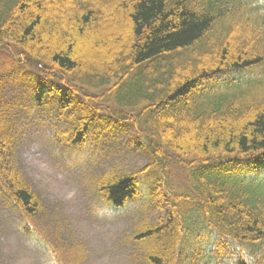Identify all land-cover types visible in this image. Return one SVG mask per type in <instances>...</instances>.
Wrapping results in <instances>:
<instances>
[{
	"label": "trees",
	"instance_id": "trees-1",
	"mask_svg": "<svg viewBox=\"0 0 264 264\" xmlns=\"http://www.w3.org/2000/svg\"><path fill=\"white\" fill-rule=\"evenodd\" d=\"M0 48L40 68L32 104L54 114L58 147L90 154L131 127L154 161L185 167L161 197L165 231L133 236L141 264H264V0H0ZM14 143L3 119L1 196L48 264H83L85 243L33 223L45 204ZM151 168L104 171L100 200L126 207Z\"/></svg>",
	"mask_w": 264,
	"mask_h": 264
},
{
	"label": "rangeland",
	"instance_id": "rangeland-1",
	"mask_svg": "<svg viewBox=\"0 0 264 264\" xmlns=\"http://www.w3.org/2000/svg\"><path fill=\"white\" fill-rule=\"evenodd\" d=\"M2 50L0 122H9L16 163L44 201L36 221L41 233L51 242L60 238L68 247L85 243L83 264H138L133 235L145 220L155 224L163 219L165 211L142 200L124 211L109 212L92 188L95 177L109 168L136 170L148 162L145 153L130 144L132 129L113 134L106 147L81 158L58 147L52 136L57 126L53 113L31 104L25 74L39 69L23 62L14 68L10 52ZM21 218L0 194V264H48L42 248L20 229Z\"/></svg>",
	"mask_w": 264,
	"mask_h": 264
}]
</instances>
